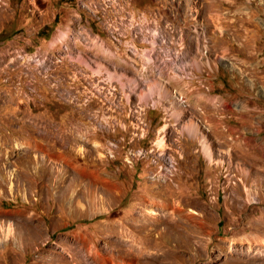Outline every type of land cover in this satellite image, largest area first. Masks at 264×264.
Masks as SVG:
<instances>
[{"label":"rangeland","instance_id":"374dc122","mask_svg":"<svg viewBox=\"0 0 264 264\" xmlns=\"http://www.w3.org/2000/svg\"><path fill=\"white\" fill-rule=\"evenodd\" d=\"M0 264H264V0H0Z\"/></svg>","mask_w":264,"mask_h":264},{"label":"bare ground","instance_id":"6f19581e","mask_svg":"<svg viewBox=\"0 0 264 264\" xmlns=\"http://www.w3.org/2000/svg\"><path fill=\"white\" fill-rule=\"evenodd\" d=\"M153 43H154V42H153ZM195 131H196V130H195ZM200 144H201V146H202L203 151H204L206 154H208L209 146L205 143V141H204L203 139L200 141Z\"/></svg>","mask_w":264,"mask_h":264}]
</instances>
